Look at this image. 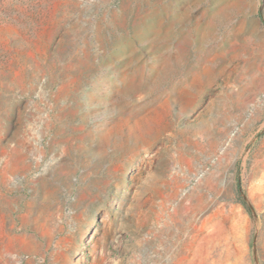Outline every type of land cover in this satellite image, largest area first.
Instances as JSON below:
<instances>
[{
	"label": "rangeland",
	"instance_id": "obj_1",
	"mask_svg": "<svg viewBox=\"0 0 264 264\" xmlns=\"http://www.w3.org/2000/svg\"><path fill=\"white\" fill-rule=\"evenodd\" d=\"M0 264H264V0H0Z\"/></svg>",
	"mask_w": 264,
	"mask_h": 264
}]
</instances>
